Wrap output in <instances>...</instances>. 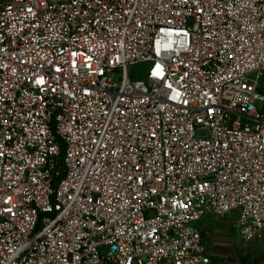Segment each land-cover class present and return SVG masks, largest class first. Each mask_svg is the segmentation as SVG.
<instances>
[{
  "label": "built area",
  "instance_id": "2783aa9c",
  "mask_svg": "<svg viewBox=\"0 0 264 264\" xmlns=\"http://www.w3.org/2000/svg\"><path fill=\"white\" fill-rule=\"evenodd\" d=\"M263 78L264 0H0V264L264 243Z\"/></svg>",
  "mask_w": 264,
  "mask_h": 264
},
{
  "label": "crops",
  "instance_id": "0c3cea01",
  "mask_svg": "<svg viewBox=\"0 0 264 264\" xmlns=\"http://www.w3.org/2000/svg\"><path fill=\"white\" fill-rule=\"evenodd\" d=\"M222 218H206L198 222L201 239L207 250L209 264H247L243 261V251L238 243L243 241L235 227L236 214ZM200 223V224H199Z\"/></svg>",
  "mask_w": 264,
  "mask_h": 264
},
{
  "label": "rangeland",
  "instance_id": "374dc122",
  "mask_svg": "<svg viewBox=\"0 0 264 264\" xmlns=\"http://www.w3.org/2000/svg\"><path fill=\"white\" fill-rule=\"evenodd\" d=\"M144 67L145 65H134L128 68L129 75L133 79H139L144 77ZM262 84H264V78L261 80ZM222 218L225 220L226 217H215ZM227 219V218H226ZM200 224V223H199ZM200 228V225H199ZM241 246V250L243 251L242 257L243 261L247 264H264V243L259 242H247V243H238Z\"/></svg>",
  "mask_w": 264,
  "mask_h": 264
}]
</instances>
